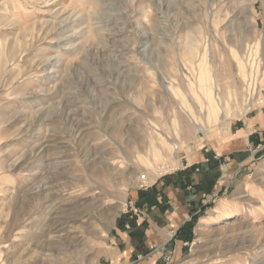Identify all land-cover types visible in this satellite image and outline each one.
<instances>
[{
    "label": "rangeland",
    "instance_id": "rangeland-1",
    "mask_svg": "<svg viewBox=\"0 0 264 264\" xmlns=\"http://www.w3.org/2000/svg\"><path fill=\"white\" fill-rule=\"evenodd\" d=\"M158 177L159 264H264V0H0V264H118Z\"/></svg>",
    "mask_w": 264,
    "mask_h": 264
},
{
    "label": "crops",
    "instance_id": "crops-1",
    "mask_svg": "<svg viewBox=\"0 0 264 264\" xmlns=\"http://www.w3.org/2000/svg\"><path fill=\"white\" fill-rule=\"evenodd\" d=\"M223 152L221 155H225ZM186 183H184V186ZM192 185L183 189L176 187L174 179L158 177L154 185L144 191L137 190L134 199L143 208V216L135 220L136 227L144 236L143 242H136L138 230L124 232L123 242L118 244L121 253L118 264H159L167 252L170 241L177 230L198 211ZM181 190V191H179ZM189 190V191H188ZM182 192V194H181ZM192 214V215H191Z\"/></svg>",
    "mask_w": 264,
    "mask_h": 264
},
{
    "label": "bare ground",
    "instance_id": "bare-ground-1",
    "mask_svg": "<svg viewBox=\"0 0 264 264\" xmlns=\"http://www.w3.org/2000/svg\"><path fill=\"white\" fill-rule=\"evenodd\" d=\"M19 48H14V49H12V50H10V53L11 54H13L14 53V55H16L18 52H19V50H18ZM19 54V53H18ZM243 65V64H242ZM242 65H241V68H242ZM202 76H203V74H202ZM203 84V83H202ZM202 87V86H201ZM204 89L206 88L205 86L203 87ZM209 90V89H208ZM206 91V90H205ZM206 93V92H205ZM218 95H214V93L212 94L211 92L209 93V95H208V100H209V104H207V109H208V112H209V114L211 115V113H212V110H215V108L216 107H214L212 104H210V101L211 100H218V97H217ZM207 97V96H206ZM251 107V106H250ZM221 108V107H220ZM245 109H247V111H248V109H250L249 108V105H247L246 106V108ZM218 110V109H217ZM155 150V149H154ZM151 151V150H150ZM156 162V161H155ZM231 214V213H230ZM235 214H238V213H235ZM224 216H228L227 215V213H224Z\"/></svg>",
    "mask_w": 264,
    "mask_h": 264
},
{
    "label": "trees",
    "instance_id": "trees-1",
    "mask_svg": "<svg viewBox=\"0 0 264 264\" xmlns=\"http://www.w3.org/2000/svg\"><path fill=\"white\" fill-rule=\"evenodd\" d=\"M195 218H196V216H195ZM192 220H194V218H193ZM192 220H191V222H192ZM186 225H187V223H186ZM133 227H136V225L134 224ZM133 227H132V228H133ZM133 234H134V233H132V235H133Z\"/></svg>",
    "mask_w": 264,
    "mask_h": 264
},
{
    "label": "built area",
    "instance_id": "built-area-1",
    "mask_svg": "<svg viewBox=\"0 0 264 264\" xmlns=\"http://www.w3.org/2000/svg\"><path fill=\"white\" fill-rule=\"evenodd\" d=\"M141 187H143V185H142ZM136 211H137V210H136Z\"/></svg>",
    "mask_w": 264,
    "mask_h": 264
}]
</instances>
